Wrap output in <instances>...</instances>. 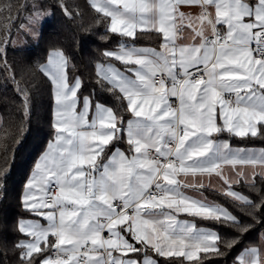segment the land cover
<instances>
[{
    "label": "snow or ice",
    "instance_id": "1",
    "mask_svg": "<svg viewBox=\"0 0 264 264\" xmlns=\"http://www.w3.org/2000/svg\"><path fill=\"white\" fill-rule=\"evenodd\" d=\"M88 4L105 27L101 39L119 41L96 58L88 95L65 49L52 47L35 67L51 85L52 131L24 184L21 207L33 218L17 221V264H207L233 251L232 264H264V239L243 244L264 227V147L232 144L264 140V0ZM57 6L70 20L81 15L67 0ZM22 8L23 23L16 17L11 25L39 40L51 13L38 3ZM13 9L0 6V18ZM0 34L7 37L0 70L16 82L26 118L32 89L20 86L7 60L12 27L5 23ZM146 37L155 46L142 45ZM97 90L112 102L98 99ZM23 134V120L5 134L0 181ZM213 176L230 206L205 195ZM240 185L249 191L236 190Z\"/></svg>",
    "mask_w": 264,
    "mask_h": 264
},
{
    "label": "trees",
    "instance_id": "2",
    "mask_svg": "<svg viewBox=\"0 0 264 264\" xmlns=\"http://www.w3.org/2000/svg\"><path fill=\"white\" fill-rule=\"evenodd\" d=\"M11 3L14 5L13 12L8 20L0 18V26L8 23L12 27L14 35L11 36V44L8 47L7 60L13 65L17 74V81L20 86L27 85L32 89V104L29 115L22 117L21 97L17 92V85L11 79L8 71L0 70V128L4 131L0 133V166L4 165L3 143L8 137L5 135L9 131H16V127L21 125L23 120L24 134L12 145L7 158V177L0 183V261L3 264H17V254L13 250V245L22 238L16 231L17 221L29 214L21 207V197L24 184L30 176L36 160L45 150L47 142L51 139L52 120V89L50 83L35 71V67L46 61L48 51L52 47H61L71 56L72 62L76 66L75 75H81L86 81V86L81 90L84 95H88L96 87L92 81L94 75L93 64L100 53L107 48L117 46L119 38L110 36L108 41L101 39L105 35L104 25L95 23L94 13L89 8L88 0H67L69 7L79 12L81 15L76 20H70L62 13L57 6V0H0V6ZM25 3L43 4L44 9L51 13L47 22L42 28V37L39 40L32 39L25 35L22 30L11 25L15 19L16 25L23 23L27 13L22 5ZM87 27L85 33L83 28ZM0 34V40H5ZM141 44H154L155 37H146ZM2 69V66H0ZM97 98L102 102L111 103V98L106 94L99 93ZM232 142L240 145H258L264 147V140L252 138L241 140L232 138ZM237 189L247 193L249 189L240 185ZM213 199H217L231 205L227 198L210 192ZM239 214V210H236ZM221 234H229L228 230L221 225L211 222H203ZM264 234V227H257L248 234L244 245H253L260 242ZM235 251L225 257H210L207 264H232ZM161 264H164L161 258Z\"/></svg>",
    "mask_w": 264,
    "mask_h": 264
},
{
    "label": "crops",
    "instance_id": "3",
    "mask_svg": "<svg viewBox=\"0 0 264 264\" xmlns=\"http://www.w3.org/2000/svg\"><path fill=\"white\" fill-rule=\"evenodd\" d=\"M182 10H183V11H186V12H193V13L196 11V9H194V8H182ZM142 45H145V46H155L154 44H142ZM232 144H233L234 147H251V148H255V149H259V148L262 147V146H258V145H240V144H237V143H235V142H232ZM42 153H43V152H42ZM42 153H41V154H42ZM39 157H40V156H39ZM39 157H38V159L36 160V162L39 160ZM36 162H35V164H36ZM34 166H35V165H34ZM33 169H34V167H33ZM33 169H32V170H33ZM31 172H32V171H31ZM224 172H225L226 175H230V174H231V170H230L229 168H227V167L224 168ZM204 182H205V183H208V179H207V178H204ZM218 188H219V184L217 183V178H216L215 176H213V177H212V189L206 191V192H205V195L208 196L209 199L215 200V201H217L218 203L227 206V205H226L225 203H223L222 201L217 200V199H213V198L211 197L210 192H215V193H216L215 189H218ZM236 190L240 191V190L237 189V188H236ZM241 192H242V191H241ZM216 194H217V193H216ZM30 218H33V217L28 216V217H23V218H21V219H30ZM182 218H183V217H182ZM199 223H200V226H202V227H206V228H212V229H214L213 227H211V226H209V225H207V224H204L203 222H199ZM214 230H215V229H214ZM262 239H264V234L262 235V237H261V239H260V242L257 243V244H253L252 246H258V245L262 242Z\"/></svg>",
    "mask_w": 264,
    "mask_h": 264
}]
</instances>
